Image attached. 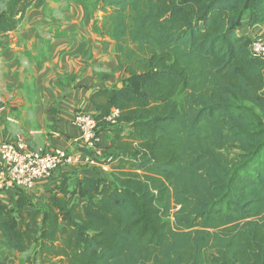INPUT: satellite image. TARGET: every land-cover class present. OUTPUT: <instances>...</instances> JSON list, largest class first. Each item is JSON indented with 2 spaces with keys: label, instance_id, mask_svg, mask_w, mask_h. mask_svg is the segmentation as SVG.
Listing matches in <instances>:
<instances>
[{
  "label": "trees",
  "instance_id": "16d2710c",
  "mask_svg": "<svg viewBox=\"0 0 264 264\" xmlns=\"http://www.w3.org/2000/svg\"><path fill=\"white\" fill-rule=\"evenodd\" d=\"M48 1L0 0V33ZM93 1L125 74L91 97L112 178L0 199L6 245L25 264H264V57L239 32L264 0Z\"/></svg>",
  "mask_w": 264,
  "mask_h": 264
},
{
  "label": "crops",
  "instance_id": "0c3cea01",
  "mask_svg": "<svg viewBox=\"0 0 264 264\" xmlns=\"http://www.w3.org/2000/svg\"><path fill=\"white\" fill-rule=\"evenodd\" d=\"M32 10L15 32L0 33V80L6 75L18 82L20 89L11 100L25 98L17 106L20 112H16L4 105L0 92V145L23 140L32 150L61 149L68 153L70 161L52 178L38 181L25 192L29 203L42 208L63 182L73 190L78 177L100 175L111 179L104 173L103 157L97 158L96 166L88 164L90 155L109 146L111 133L102 130L97 149H87L80 142L81 129L75 119L80 112L96 115L92 95L99 90L120 88L125 74L117 61L116 44L100 34L79 0H50ZM7 36L9 41L4 42ZM25 82H32V88L22 89ZM51 107L57 115L56 123ZM26 124L31 128L29 139L21 136ZM0 199L6 205H16L13 191L7 190ZM0 242L8 247L1 233Z\"/></svg>",
  "mask_w": 264,
  "mask_h": 264
},
{
  "label": "built area",
  "instance_id": "2783aa9c",
  "mask_svg": "<svg viewBox=\"0 0 264 264\" xmlns=\"http://www.w3.org/2000/svg\"><path fill=\"white\" fill-rule=\"evenodd\" d=\"M251 53L264 57V39H256L251 46ZM119 112L114 111L108 121L115 123ZM75 123L81 129L83 147L94 150L99 145V123L95 116L86 112H80ZM97 154L88 157V164L96 166L97 158L103 157L101 149ZM70 161L68 153L61 149L50 152L32 150L23 140L16 143H2L0 145V195L7 190L15 195L32 190L36 183L43 179L52 178L53 174ZM109 170L108 165L104 167Z\"/></svg>",
  "mask_w": 264,
  "mask_h": 264
},
{
  "label": "rangeland",
  "instance_id": "374dc122",
  "mask_svg": "<svg viewBox=\"0 0 264 264\" xmlns=\"http://www.w3.org/2000/svg\"><path fill=\"white\" fill-rule=\"evenodd\" d=\"M79 1L85 6L88 17H90L94 21V25L98 28V21H99L101 14L97 12L96 5H95L94 1L93 0H79ZM61 4H64V3L62 2ZM57 7H59V4L56 5L55 9H57ZM33 10H35V9H33ZM240 32L249 33L250 37L252 38L253 41H255L256 39H260V38L264 39V23L258 24L256 26H254L253 28H250L246 24V22H244V24L240 28ZM3 40H6V39H3ZM7 41H9V36H7V40L4 42H7ZM60 84H62V82ZM23 88L25 90L31 89L32 88V82L31 83L30 82L23 83L22 89ZM19 89H20V87L18 86L17 81H13L9 77H7L6 75H3V77L0 80V92L2 93V96L5 100L4 105L12 107V110L16 111V112H20V107H17V106H20L22 104L21 101L25 100L24 97H20L19 99L16 98V99L11 100L13 95ZM177 99L180 100L181 98L177 97ZM19 114H20V117H23L22 113H19ZM30 117H31V115L28 114L27 119H30ZM103 129L108 130V127L107 128L104 127ZM21 130L23 131V132H21V136L22 137L24 136L26 139H29V137L31 135V128H29V124L24 125ZM27 141H30V140H27ZM104 173L111 175L112 172H111L110 167H109V171L108 172L104 171ZM34 251L35 250L32 249L31 251H29L27 253L15 255L11 250H9L8 247H6L3 243L0 242V262L7 259L5 264H7V263L8 264H25L27 259L29 257L33 256Z\"/></svg>",
  "mask_w": 264,
  "mask_h": 264
}]
</instances>
